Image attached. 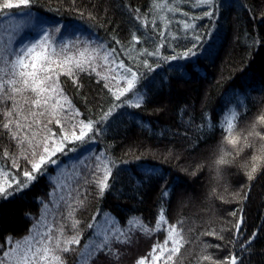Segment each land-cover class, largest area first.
Here are the masks:
<instances>
[{"label":"trees","instance_id":"1","mask_svg":"<svg viewBox=\"0 0 264 264\" xmlns=\"http://www.w3.org/2000/svg\"><path fill=\"white\" fill-rule=\"evenodd\" d=\"M151 3L152 0H33L31 9L35 16L42 17L47 14L44 21L49 24L50 32L54 26L61 28V33L52 32L57 48L61 44H67L71 53H75L77 49L85 47H115L118 59H123L128 66L135 69L125 49L129 47L132 33L140 36L141 32L147 30L140 26L134 16L130 18V12L132 8H138L141 13H147L148 20L151 21L156 17L154 12L149 11ZM221 3L224 6L215 21H195L201 34L212 31L211 37L204 41L200 55L191 60L167 63L158 60L160 67L154 68L152 72L140 69L147 77L155 80V87L150 81L144 80L137 85L139 89L141 84L149 83L150 98L142 108L120 109L125 115L114 120L94 142L84 147H79V142L75 145L69 144L66 154H57L62 162L60 170L57 171L54 165L48 166L54 182H50L47 176H38L22 193L0 199V242L9 234L14 238H23L30 233L32 225L37 222L43 210L41 200L49 206L48 220H61L57 214L61 211L57 208V203L62 204L60 196L66 195L69 190L67 186H70L73 190L78 189L81 198L85 200V207L76 213V219L80 220L79 231L82 233L80 245L73 246L76 252L65 254L71 264L89 240V233L93 231L87 228V224L93 222V217L96 218L95 222L102 223L103 218L97 215L98 212H110L122 225L126 218L134 214L142 215L146 221H155L159 183L153 180L150 185H144L142 203L134 198L131 189L133 175L140 177L145 168L151 167L162 170L167 183L174 189V195L167 205L166 218L170 223L183 222L181 227L186 243L170 264H210V261L200 262L203 255H210L217 264L226 260L229 253L235 250L227 246L231 233L223 232L226 237L223 241L207 233L214 230L220 234L222 229L231 228L239 215L244 217L247 235L250 236L254 230L258 231L251 254L243 255V264H264V167L252 181L247 179V170L243 167L256 155V148L244 147L243 151L234 154V162L227 165L218 177L212 165L218 148L223 146L233 151L231 146L224 144L227 132L219 126L210 133L201 134L195 130V126L201 124V113L205 110L210 114L213 124L217 125L226 124L232 111L242 113L236 126V132L242 135L246 134L255 117L264 113V47H260L258 51H250L242 37L245 27L249 34L253 33L255 27L258 35L264 36V20L261 19L264 14V0H221ZM179 6L190 14L203 11L187 4ZM249 9L255 19L250 18ZM11 12L19 16L22 11L12 9ZM161 15H167L172 20L166 32L170 46L162 48L161 53L172 55L173 48L181 50L177 47L178 44L190 43L192 33L189 32V39H185L182 25L177 23L179 20H187L188 17L180 12H165ZM4 18L8 19L9 16H0V20ZM80 23L85 27L79 26ZM156 23L163 29L164 24L159 18H156ZM201 25L202 28L199 27ZM210 25H215L214 29H210ZM149 29L159 30L153 29L151 25ZM25 30L26 28L22 31ZM9 32L10 29L0 27V40L6 41L7 37L1 34ZM172 35H176L178 39L172 40ZM114 38L121 43L116 44ZM155 39L158 40V37ZM145 47L152 50V41L137 45V51H133L132 56L139 60L141 57L137 52ZM143 58L150 62L155 59ZM99 63L103 65V61ZM177 64L185 65L183 74L175 69ZM98 71H101L102 76L106 75L111 79L112 74L103 67ZM100 79L95 74L90 76L80 73L79 80L83 87L77 94L71 81L66 76L60 77L61 82L67 81L64 85L65 93L84 114L78 119L95 116L101 106L108 107L110 95L108 89L103 87L106 81L97 83ZM237 93L245 98L246 106L239 103ZM10 105V101L0 104V113ZM182 106H188V112L184 115L185 121L194 113L193 125L179 122L177 113ZM49 127L53 131L57 130L55 125ZM3 132L0 128V182L8 180L10 176L23 179L22 169L30 168V165L21 159L18 161L20 167L13 168L11 159L3 157L4 150L13 155L18 152L15 141L10 140ZM73 147L78 150L68 151ZM100 153L114 161L117 168L124 169L121 172L124 191L121 198H114L106 193L101 200L96 196L94 185L83 183L81 177L88 171L85 166L94 167L95 157ZM80 160L84 163L81 164ZM77 171L80 177L76 175ZM237 193L239 198H234ZM76 194L73 191V195ZM245 195L248 196L247 200L243 199ZM233 210L237 212V217L230 215ZM26 213L31 214L32 219L27 218ZM164 236L165 233H156L151 238L142 235L139 238L134 237L129 245H114L119 250L118 260L100 254L90 264H136L137 259L148 255L152 246L161 242ZM215 245L225 247L217 248Z\"/></svg>","mask_w":264,"mask_h":264},{"label":"snow or ice","instance_id":"2","mask_svg":"<svg viewBox=\"0 0 264 264\" xmlns=\"http://www.w3.org/2000/svg\"><path fill=\"white\" fill-rule=\"evenodd\" d=\"M32 3L33 0H0V16L15 15L11 10L18 9L24 13L25 17L22 22L16 23L14 31L9 33L6 41L0 40V104L11 102V105L6 106L0 113L2 116L0 128L4 130L3 134L15 141L18 148L15 155L8 150H4L2 155L11 159L13 168L20 167L18 161L21 159L30 165V168L22 169L23 179L10 176L8 180L0 182V199L15 197L16 194L22 193L37 180L38 176H47L50 182H54L48 166L54 165L57 171L60 170L62 162L57 154H66L65 150L69 144L75 145L79 142V147H84L94 142L96 137L105 132L114 120L125 115L120 109L142 108L150 98L149 83L141 84L139 89L137 85L144 80L150 81L155 87V80L147 77L146 73L141 72L140 69L144 68L147 72H152L154 68L160 67L158 60L167 63L191 60L200 55V49L204 41L211 37L212 31L201 34L195 21L203 19L215 21L217 14L224 6L221 0H163V2L152 0L149 11L154 12L156 17L151 21L148 20L147 13H141L140 9L132 8L130 18L134 16L140 22V26L147 30L141 32L140 36L132 33L129 47L125 49L135 65L134 69L123 59H118L115 47L104 48L103 45L91 49L85 47L77 49L75 53H71L67 44H61L57 48L52 32L61 33V28L54 26L50 32L46 21L33 16L30 10ZM180 4H187L203 11L199 14H190L182 10ZM165 12H180L184 17H188L187 20H179L177 23L182 25L185 39H189V32L192 33L190 43L178 44L177 47L181 50L177 51L173 48L172 55L161 53L162 48L170 46L166 32L172 20L167 15H161ZM249 14L250 18L255 19L251 9ZM156 18L163 22V29L157 25ZM261 19L264 20V14L261 15ZM149 25L159 30L152 31ZM214 27L215 25H210V29ZM24 28H30L32 32L37 33L36 37L28 42L16 43V34ZM149 32L151 34H148ZM155 37H158V40ZM242 37L245 38V46L250 51L253 49L258 51L260 47H264V36L258 35L255 27L251 34L245 27L242 30ZM171 39L177 40L178 37L172 35ZM114 40L118 45L121 43L118 39L114 38ZM145 41H152L153 48L149 50L145 47L139 50L137 55L141 58L137 60V57L132 56V52L137 51L136 46ZM143 57L155 59L150 62ZM100 61H103V65L99 63ZM101 67L112 74L111 79L109 76H102L101 71H98ZM175 69L183 74L185 65L177 64ZM80 73L90 76L95 74L101 78L97 80V83L101 80L106 81L103 87L108 89L110 95L108 107L101 106L95 116H85L84 119H78L84 114L76 108L65 93L64 85L67 81L60 80L61 76H66L79 94L80 88L83 87L79 80ZM237 100L242 106H246L245 98L239 93H237ZM187 112L188 106H182L177 113L178 120L181 124L191 126L195 120L194 113L185 121L184 115ZM241 114L232 111L231 118L226 121V124L217 125L213 124L206 110L202 111L201 124L195 126V130L201 134L210 133L219 126L227 132L224 144L231 146L233 151L223 146L218 148V153L212 161L218 177L227 165L234 162V154L243 151L244 147H255L256 155L252 157L250 163L243 166L247 170V179L252 181L264 167V113L255 117L245 135L236 132ZM49 125L57 126V130L53 131ZM77 150V147L68 149L72 152ZM95 161L94 167L85 166L88 171L81 177L83 183L94 185L96 196L101 200L106 193L113 195L114 198H121L124 195L121 185V172L124 169L117 168L115 162L105 157L103 153L97 155ZM80 163L83 164L84 161L80 160ZM3 175L9 174L3 173ZM76 175L80 177L79 171ZM131 180L133 196L141 203L144 185H150L153 180L159 183L155 221H146L142 215L134 214L126 218L122 225L121 221L110 212H98L97 215L103 218L102 223L95 222L96 218L93 217V222L87 224V228L93 231L89 233V240L76 254L71 264H90L100 254L118 260L119 250L115 249L114 245H129L134 237L139 238L142 235L145 238H151L156 233H165L164 239L155 243L148 255L138 258L136 264H170L173 257L180 253L186 243L181 227L183 222L170 223L166 218L167 205L170 204L174 195V189L167 183L162 170L145 168L140 177L133 175ZM57 187H59L58 184ZM67 187L69 190L66 195L60 196L62 204L57 203V208L61 209L57 213L61 220L49 221L47 218L49 206L41 200L43 210L37 222L32 225L30 233L23 238H14L9 234L4 237L3 242H0V264H69V258L65 254L76 252L73 246L80 245L82 233L79 231L80 220L76 219V213L85 207V200L81 198L78 189L73 190L70 186ZM55 191L54 187L53 193ZM73 191L77 193L75 196ZM234 198H239V194L237 193ZM247 198V195L243 197L244 200ZM230 215L237 217V212L233 210ZM26 217L32 219L29 213H26ZM223 232L231 233L227 246L235 250L231 251L228 258L220 261L219 264H243V255L251 254L252 246L258 238V231L254 230L250 236L247 235L244 217L239 215L231 228L222 229L220 234L213 230L207 235L223 241L226 239ZM215 247L221 248L225 245H215ZM206 248L207 245H205V251ZM202 261L217 264L210 255H203L200 258V262Z\"/></svg>","mask_w":264,"mask_h":264},{"label":"rangeland","instance_id":"3","mask_svg":"<svg viewBox=\"0 0 264 264\" xmlns=\"http://www.w3.org/2000/svg\"><path fill=\"white\" fill-rule=\"evenodd\" d=\"M31 12H32L34 17L39 18V19H43V20L47 15V14H45L44 16L40 17V16H35L34 11L32 9H31ZM18 15L19 16L8 15L9 16L8 19L4 18L3 20H0V23H2V24H0V27L3 29H7V30L10 29L9 33L13 32L15 29L16 23L22 22L25 19L23 12H19ZM47 26H49V24H47ZM79 26H84V24L80 23ZM26 30H27V32H26ZM26 30L24 32L20 31L19 33L16 34V43H20L21 41L28 42V41L33 40L36 37L37 33L32 32L30 28H26ZM9 33H2L1 36L4 37V35H5V37H7V39H8Z\"/></svg>","mask_w":264,"mask_h":264}]
</instances>
